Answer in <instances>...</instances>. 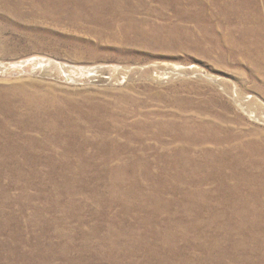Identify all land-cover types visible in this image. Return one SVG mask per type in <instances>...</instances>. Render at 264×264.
Segmentation results:
<instances>
[{"label": "rangeland", "instance_id": "374dc122", "mask_svg": "<svg viewBox=\"0 0 264 264\" xmlns=\"http://www.w3.org/2000/svg\"><path fill=\"white\" fill-rule=\"evenodd\" d=\"M0 264H264V0H0Z\"/></svg>", "mask_w": 264, "mask_h": 264}]
</instances>
